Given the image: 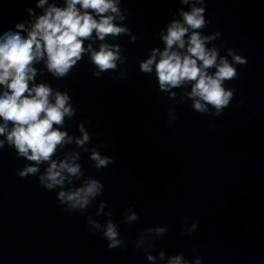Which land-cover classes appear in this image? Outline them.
<instances>
[{
    "label": "clouds",
    "instance_id": "9594fccd",
    "mask_svg": "<svg viewBox=\"0 0 264 264\" xmlns=\"http://www.w3.org/2000/svg\"><path fill=\"white\" fill-rule=\"evenodd\" d=\"M178 2L181 7L171 13L172 19L159 32L163 49L151 48L147 57L138 62L139 71L154 73L159 92L167 93L176 104L190 100L195 112L220 117L234 98L235 90L225 87V83L238 78L236 66L246 65L247 58L231 47L221 55V48L214 42L221 39L222 33H204L210 24L206 0ZM121 3L122 0H63V6H58L56 0L51 4L49 0H36L42 14L36 15L29 7L26 12L30 19L14 22L12 28L0 34V152L11 148L18 158L26 160L28 163L17 175L36 177L42 189L56 193L67 213L85 215L87 230L93 235L102 234L110 250L124 248L125 241L119 225L111 219L112 211H106L107 203L101 200L96 204L104 195V184L86 176L80 160L82 153L88 154L97 171L108 168L115 160L98 150L105 146L103 141L89 146L94 134L85 122L76 126L78 136L69 134L67 128L77 114L69 91L54 88L44 80L37 82V77L46 71L55 79H64L87 55L97 79L106 72H118V77L112 78L125 79L127 70L120 68L127 59L122 55L124 49L110 43L109 38L128 36L135 43L137 37L124 23L128 10L122 9ZM97 41L98 48L93 47ZM41 62L43 68H37L35 65ZM168 115L169 125L174 124V106H169ZM71 145L75 147L69 149ZM92 208L96 217L107 219L101 223L93 218L89 214ZM138 220V213L129 206L123 213L124 223ZM198 226V221L188 224L186 220L181 234L191 236ZM168 231L163 224L144 228L136 238V249L143 250L150 264H202L199 256L189 260L183 252L167 255L159 251L153 255L155 241Z\"/></svg>",
    "mask_w": 264,
    "mask_h": 264
}]
</instances>
